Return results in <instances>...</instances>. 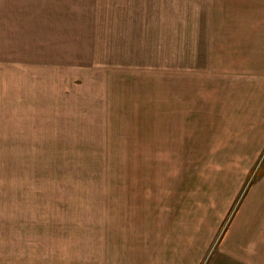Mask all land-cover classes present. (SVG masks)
Instances as JSON below:
<instances>
[{"label": "rangeland", "instance_id": "rangeland-1", "mask_svg": "<svg viewBox=\"0 0 264 264\" xmlns=\"http://www.w3.org/2000/svg\"><path fill=\"white\" fill-rule=\"evenodd\" d=\"M191 214L264 237V0H0V264L161 263Z\"/></svg>", "mask_w": 264, "mask_h": 264}, {"label": "crops", "instance_id": "crops-1", "mask_svg": "<svg viewBox=\"0 0 264 264\" xmlns=\"http://www.w3.org/2000/svg\"><path fill=\"white\" fill-rule=\"evenodd\" d=\"M164 218L165 221L163 220V223H169L168 218ZM190 218H193L192 222L194 221V226L186 229V226L179 224L176 228L180 230L177 237L171 238L170 230H165L163 232L160 249L156 251V254L159 251L161 255L158 257L163 260L162 262L158 260L161 263L157 264H215L218 257H220L219 264H264V237L262 239L259 237V239L254 240L253 243H250V240L247 241L248 234L246 232L242 234L244 235V237L242 236L243 241H238L237 239L230 240V234L227 232L225 237L217 242V239H219L218 230L217 234L210 230L204 232L203 227L210 228L211 226L199 225L200 221H196L201 220V218L194 216V214H191ZM163 223L160 228L161 230L166 229ZM221 226L222 224L219 225V227ZM166 231L169 232L166 233ZM170 238L175 240V242H172ZM213 242H215V244H213ZM170 243L172 244L171 247ZM236 243H240V245ZM230 246L233 249L237 248V250L231 251ZM213 247L215 248L211 252ZM150 252L151 251H147V253L143 255L146 258L145 264H150L148 260H152V257L154 258V255L152 256V254H149ZM133 257L134 254L131 258ZM152 264H154L153 260Z\"/></svg>", "mask_w": 264, "mask_h": 264}]
</instances>
